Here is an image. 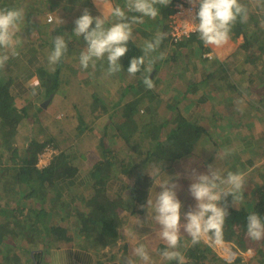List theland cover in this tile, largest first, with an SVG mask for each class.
I'll use <instances>...</instances> for the list:
<instances>
[{
  "label": "trees",
  "instance_id": "16d2710c",
  "mask_svg": "<svg viewBox=\"0 0 264 264\" xmlns=\"http://www.w3.org/2000/svg\"><path fill=\"white\" fill-rule=\"evenodd\" d=\"M243 1L246 2L245 0ZM1 2L2 7L0 9L19 7L18 0H1ZM179 2L180 0H171V3L167 7L158 6L159 15L155 19L144 17L143 23L145 24L142 23V26L143 28L145 26L153 28L152 32L150 31L148 33V38L150 40H152L158 32L166 33L167 36L161 45L172 44V46L178 45L181 48L188 47L190 53H192L194 47H197L200 49L198 57L204 59L206 56L202 54L204 49L203 42L199 39V35L196 31L190 32V34L182 40L174 41L172 39V27L170 26L168 16L175 12L174 5ZM263 4L264 3H261L259 8H262ZM75 16V18H79L81 15ZM195 20L197 21L196 17ZM260 20L264 21V15H258L256 11L249 10L247 22L240 23L238 21L234 25V28L235 34L241 33L243 36V42L240 44V47L245 51V60H247L253 68H259L260 72L264 74V64L262 66L258 65L261 53L264 51V41L259 39L260 34H258L259 31L262 30L260 27ZM62 21H64V19H62ZM25 23L27 24V21ZM30 23L34 25L30 26ZM35 24L37 25V23L29 21L27 25L31 28L34 27ZM134 27L136 26H133L134 39L128 44V53L120 60L122 68L119 72L123 74L124 80H127L126 88L138 87L137 91L140 95L127 99L124 103L121 102L123 106L119 110V124L114 123L111 127L115 128L113 136L123 141L124 148L129 150L130 156L134 157L136 159L135 161L133 158H130L125 162L126 160L122 157L124 154L119 151L120 148L115 150L107 146L108 141L106 140V136L102 134L97 137L98 140L96 144L99 149V158L90 162V165L87 164L80 169L75 162V157L86 158V150L82 146H79V142L82 139L81 134L91 131L92 127L89 126V122L84 120L77 105H74V114L78 126L76 128L77 131H73L74 141L53 154L46 165L42 167L37 165L38 154L44 149L47 143H54V136L51 134L47 135L45 138L38 135L29 136L26 142H23L21 146H17L16 140L13 139L17 133V128L22 116L28 117L26 113L27 110L25 109L26 106L24 104L22 106L18 105L15 102L18 93L20 94L24 91H28V89H25L26 87L24 85L26 80L36 77L39 83L38 86H35L38 87L36 92L39 94L43 93L46 96L49 93L60 94L65 97H63L65 100L67 99L66 94L68 92L72 93V89L69 88L68 92L65 90L61 92L60 90L64 83L70 80L71 73H76L74 70L65 73L62 59L52 70L48 67V59L46 57L39 61L36 60L38 55L41 54L39 50L48 46L49 43H51L49 47L50 50H53L52 41L54 39H49L52 35L55 37L58 36L59 33H63L68 44V49L75 44L78 38H83L76 36L72 29L69 33L68 31L65 32L66 30L61 32L58 26L54 32L51 31L49 34L41 36L39 39L35 40V43L29 40L24 46L25 49L28 50L27 54L17 51L19 57L11 56L7 62L8 64H12L9 65L11 67H7L6 70L5 67L0 69V192H2L0 198V215L2 216L0 219V229L3 231V229H10L11 227L7 236L0 233V254H4L0 258V260H2L0 264H22L23 258L26 259L27 264H32L31 261L33 257L31 256L30 248L37 243L39 234H46L47 241L51 234L55 235L58 240L69 239L68 236L65 237L66 230L56 225L57 221L56 223L51 222L53 218V208L51 206L45 208L44 204L47 198L45 194L48 188L52 189V191L62 190L66 193L68 198L74 193L69 192L72 186L75 187L79 185L77 182L74 184V179L76 180L77 177L82 175L83 171H86V177L83 176V179L81 178L79 182H86L89 186L93 187L94 192L90 201H94L96 209L100 214L97 217H93L79 210L77 212L79 219L78 224L81 226L79 233L88 237V231L84 226H88V223L94 224L98 222V224L101 225V229L100 235L96 237V242L102 243L111 231L115 232V226L119 218L116 212L119 208L122 209L125 205L127 207H134L136 204L138 207L144 205L148 192L147 189L153 180L150 173L146 172V169L152 168V165L155 163H162L160 170H170L172 169L171 164L174 161L185 157L193 151L197 140L202 135L203 128L190 123L179 113L174 114L168 119L157 112V108H154L153 104L150 103L153 100V95L150 94V92L148 93V90L145 91L148 86L145 80L147 79L149 82L152 81L145 71L146 61L141 71L138 72L134 78L128 74L127 68L130 59L143 55L142 47L135 41L137 36L134 34L136 31ZM66 28L67 30L69 29L68 27ZM145 32L146 31H144V33ZM68 34H70V36H68ZM252 40L256 41L260 47L255 48L253 42H251ZM189 50L182 54L174 52L168 53V56L162 61L168 62L170 66L178 65L180 59L182 57L185 58ZM187 59L184 63H186ZM21 61H23V64L26 66V72H23V69H21L15 74L13 67L16 64L19 65ZM34 61H38L39 65L38 67L35 65L33 69L32 66H34ZM96 62L102 63L104 68H108L106 58ZM158 67H160V65ZM32 70L36 72L34 73ZM76 74H74L75 79L77 76ZM92 74L94 73H85V76L83 74L81 78L78 77V83L75 80L77 83L76 85L89 88L90 82H88V78ZM105 95L90 91V109H99L100 111L108 113L110 116L111 105L113 103L111 99L107 100ZM92 100L94 101L92 102ZM166 103L172 105L170 102ZM37 108L41 111L43 110L42 106H38ZM67 112L63 114L66 115V118L64 117V121L66 122H68V120L70 121ZM36 122L37 120H35V124ZM164 130L166 131L164 132ZM40 131H42V129H40ZM56 147L58 148V146ZM120 153L121 155H119ZM112 182H116L117 184L118 197L108 196V191L105 189V187H108V184L110 186ZM71 184L74 185L71 186ZM66 185H68L67 188ZM255 194L257 199L252 206V210L248 211L244 208L228 209L229 215L223 227V241L230 242L232 246L240 252L254 248V255H252L254 259L264 262V241L255 242L246 236L247 215L251 212H255L264 218V187L257 188ZM75 196L77 195L74 194V197ZM31 197L34 198V202L40 204V207L29 203L28 199ZM80 198L84 199L85 197ZM136 208L137 207L133 208L131 211L135 212ZM64 218H66V215L62 216V219ZM7 219L9 222L6 225L5 220ZM60 219L61 217L58 218V221ZM39 229L42 230L39 231ZM6 237L12 239L9 240L6 239ZM21 240L28 242L29 247L24 249L20 246L19 241ZM9 241H11V243ZM250 245L253 247H250ZM200 246H202V243L194 245V247L189 250L190 255L195 257L196 261H185V264H199V259L202 257L204 259L206 258L205 254L207 250L210 249L206 247L207 245L205 248L204 246L200 248ZM240 258H242L241 255L232 262H223L225 264H236L238 260L240 261ZM174 264H176L175 261Z\"/></svg>",
  "mask_w": 264,
  "mask_h": 264
},
{
  "label": "rangeland",
  "instance_id": "374dc122",
  "mask_svg": "<svg viewBox=\"0 0 264 264\" xmlns=\"http://www.w3.org/2000/svg\"><path fill=\"white\" fill-rule=\"evenodd\" d=\"M240 0L242 4H245L249 10L256 11V14L258 15H264V4L262 8H259V5L261 3H264V0ZM181 5L185 8L188 4V0H180ZM99 7H97L96 3L94 0H18V5L19 7L17 8H23L25 10V19L20 25V30L16 34V40L18 41L16 45V51H20L21 53L27 54L28 50L25 49L26 43L31 40L34 41L39 39L41 36L49 34L51 31H55L57 27L59 26V30L61 32L69 31L72 29L74 31L75 28V15H82L84 10L87 9L89 14L92 15L93 17L96 16H103L107 20V24H105V27H109L113 22H115V18L111 15V10L112 8L119 6L121 8H124L125 11H127L125 5H126V0H98ZM180 4V3H179ZM178 4V5H179ZM176 5V4H175ZM174 5V6H175ZM2 7V2L0 0V8ZM175 6V12L169 14V23L170 26L173 27H179L181 24L185 23L186 21L189 20L190 13H187L185 9H178ZM178 9V10H177ZM48 15L51 16V19L49 20ZM129 15H133L132 13H129ZM139 15V14H136ZM259 17V16H258ZM30 18V20H29ZM64 19V21H62ZM75 19V20H73ZM35 22L34 27L29 28L30 26H33L34 24L30 23V26L27 25L25 22ZM261 24L260 27L262 28L261 31H259L258 34H260L259 39L264 41V21L260 20ZM197 23V21H194ZM143 23V22H142ZM142 23L136 24L134 28L135 30V36L136 43L140 46L143 47L144 43L146 41H150L148 38L149 32L153 30L152 27H144L142 26ZM61 24V25H59ZM145 24V23H143ZM262 25V26H261ZM68 27L69 29L67 30ZM143 29V30H142ZM172 29V28H171ZM144 31H146L144 33ZM60 35H64L63 33H59ZM58 34V35H59ZM70 36V34H68ZM54 35H52L49 39H54ZM241 37V38H240ZM65 38V37H64ZM70 38V37H69ZM82 39V41H81ZM74 40V39H73ZM76 41V40H74ZM243 42V36L240 34H235V28H232L231 32V39L228 42L226 46L227 50L231 49H236V48H241L240 44ZM253 46L256 48H259L260 46L256 41L252 40ZM53 44V41H52ZM50 45L51 43L48 44V46L44 47L43 49L39 50L41 54L38 55V58L36 60H41L43 58H47L49 54L51 53L50 50ZM204 45V44H203ZM205 46V45H204ZM75 47V48H73ZM86 44L83 40V38H78V40L75 42V44L68 49L66 55L62 58L63 60V69L65 73L67 71H75L77 73L76 79L74 74L71 73L70 80L67 83H64V85L60 88L61 92L65 90L68 92V88L72 89V93L68 92L67 99L64 100V96L59 95V97H56L57 94L53 95V93H49L47 96L42 94L37 93L36 89L38 87V79L36 77H33L32 79L26 80L24 82L25 89H28V91H24L22 93H18L15 98V102L18 105H25L26 106V113L28 117L22 116L20 119L18 128H17V133L14 136V140H16V145L21 146L23 142H26V140L29 138V136H40V137H46L47 135L51 134L54 136V143L46 144L44 149L38 154V166L42 167L46 165L50 158L52 157L53 154L57 153L61 148L65 147L66 145L71 144L74 141L73 137V131H77L76 128L77 126V120L75 118V114L73 111L74 105L78 107L79 111L82 113L84 120L86 122H89V126L92 127V130L89 132H83L81 134L82 139L79 142V146H82L86 150L85 157L87 158H81V157H75V162L77 166L81 169L82 167L86 166L87 164L90 165V162L95 161L97 158H99V149L97 148V140L98 136L104 134L106 136V140L108 141V145L110 148H113L115 150L121 151L124 155L122 156L127 162L130 158H133L135 161L136 159L132 156H130V152L128 149L124 148L123 141L121 139H118L113 136L114 129L111 126L114 125V123L119 124L120 121V116H119V110L123 106L121 105L124 103L127 99H131L133 97H136L140 95V93L137 91V88H126V81L123 78V74L120 72H117L113 75H105L104 77L107 78L108 80V87H102V89H98L97 94L100 95H105L107 97L106 99H111L112 105H111V114L110 116L107 115V113H99V109L91 110L90 109V91H87L86 87L82 85H76L78 83V77L80 74L85 73H91L93 72L89 78L93 79L94 77L100 76V74L104 71V66H102V63L96 62L95 67H92L91 65L89 66L88 69H82L81 65L79 63V57L81 52L85 49ZM188 48V47H187ZM184 47H180L178 45L172 46L169 44H163L160 45L159 49L157 52L152 53L149 57L145 58L146 65H145V71L149 75V78L152 79L150 81V84L148 83L147 88L145 89L148 90L147 92L153 95V100L150 102L153 104L154 108H157V112L161 113L164 115V117L171 118L173 115L171 113V107L166 103V98H168L169 93H173L175 91V88H173L171 92V87L169 85L175 84L176 82V77L178 74L183 73V75L186 73L183 71V61L182 58L180 59V63L178 65H173L170 66V64L166 61H162L163 59H159L158 57L160 56L161 53H163L164 57L166 58L168 56V53H179L182 51H186ZM179 49V50H178ZM196 49V48H195ZM217 51H224L223 47L216 48ZM242 49V48H241ZM189 50V48H188ZM197 52H200V49H196ZM196 52V51H195ZM196 52V53H197ZM211 52L213 53L212 49L206 50L205 56L209 57L211 55ZM22 54V55H24ZM192 55L194 54L193 51L191 53ZM11 57V56H10ZM19 57V55H18ZM164 58V59H165ZM197 60V59H196ZM25 61V60H24ZM35 62V65L38 67L39 62ZM149 61V62H147ZM24 62L21 61L18 64L14 65L13 69L15 74L19 72V70L23 69V72H26V66L23 64ZM159 63V64H158ZM264 64V51L261 53V58L258 63L259 66H262ZM9 65L12 64H6L5 70L7 67H11ZM157 65L163 67V71H160V73L156 74V78H159L160 74V79L161 81L156 84V86H153V79H154V74ZM30 67V66H29ZM49 69H54L55 66H50L48 64ZM11 72V71H10ZM12 73V72H11ZM23 76V75H22ZM88 78V79H89ZM181 79V78H180ZM77 81V83L75 82ZM73 85V86H72ZM33 86V87H32ZM61 86V85H60ZM59 86V87H60ZM75 86V87H74ZM88 86V85H87ZM31 88V89H30ZM76 88V89H75ZM105 88V90H103ZM126 91V92H125ZM123 93V94H122ZM52 94L51 99L46 102V99L49 97V95ZM69 94V95H68ZM39 95V96H38ZM64 97V98H63ZM121 99V100H120ZM67 101V102H66ZM94 100H92L93 102ZM46 103V104H44ZM42 106L43 110H39L37 107ZM30 107V109H29ZM69 111V112H67ZM176 111V110H175ZM173 111V112H175ZM66 112L69 114L68 122L64 121L66 118V115H63ZM35 113V116H34ZM176 114V112H175ZM65 117V118H64ZM35 120H37L35 124ZM42 129V131H40ZM39 129V130H38ZM166 130H164L165 132ZM114 137V138H113ZM112 138V139H111ZM58 146V148L56 146ZM121 155V153L119 154ZM195 156L193 155V163L188 159V162L185 161L184 157L174 161L171 164L170 170L164 169L160 170L159 176L155 175L154 169L159 168L162 165L160 164H154L152 165V168L146 169L148 173H150V176L153 178L151 184L148 187V192H147V197L146 201L144 204H146L147 199L149 198V195L154 198L155 192L161 191L159 187H156L157 184L161 179H166L167 176L171 177L173 179V182L178 185L177 188V195L178 194H183L185 191L188 192V185L191 180H189L190 176L192 175L193 172V167L194 164H197V162H194ZM196 161H198L196 159ZM151 166V165H150ZM167 176H166V175ZM83 176L86 177V171L82 172V175L77 177V179L74 181L79 183L77 186H72V188L67 191L74 192L77 196H75L73 199H69L71 197L67 198V195L64 191H52V189L48 188L47 193L45 194L46 200H45V208L51 206L52 212H53V218H52V223L59 222L58 218L60 217L59 215L63 216L66 215V218L64 219V225L67 227L65 230V237L68 236L69 239L73 238H81L79 234H75L76 227H78L79 219L77 216V212H75L73 209H78L81 205H84V202H87L88 200L91 199V196L93 195V187L89 186V184L82 182L81 178L83 179ZM115 183H111V185L108 187H105L108 191V196L112 197H118L117 195V186ZM68 185H66L67 188ZM66 191V190H65ZM2 196V192H0V198ZM33 197V196H32ZM28 199L29 203L31 205H36L37 207H40L39 203L34 202V198ZM80 197H85L84 199H81ZM123 198V197H122ZM19 203V202H18ZM75 207V208H74ZM126 205L122 209H119V218L118 221H122V226L125 225V219L127 217L131 218L132 216L139 214L140 212L142 213L143 210L138 205L136 204L134 207L128 206V209L126 210ZM136 208L135 212H132L131 210L133 208ZM147 210V209H146ZM145 210V211H146ZM55 216V217H54ZM2 216L0 215V219ZM76 220V221H75ZM6 225L9 222V220H5ZM63 223V222H61ZM61 223L57 225H61ZM5 224V223H4ZM95 224V223H94ZM75 225V226H74ZM93 225V224H91ZM10 226V225H9ZM74 227V228H73ZM88 227V226H87ZM10 229H0V233L4 236H7V233L9 232ZM42 229H39L41 231ZM47 235L46 234H39L38 235V241L36 244L33 245V247L30 249L31 251V256H36L37 254H45L46 252L50 251L51 249L57 247L61 240L56 239L55 235H50L48 238V241L46 239ZM6 239H9V237H6ZM10 238L9 240H11ZM187 239L185 237H181V247L179 248V251L182 252V254L185 257V261H196L195 257L190 255L189 247L192 243L186 242ZM19 243H23V241H19ZM204 243V245L200 246L202 248L204 246L209 247L210 250H207L206 252V258L204 259L203 257L198 260L199 264H205L206 262L211 264V262H216V259L221 258L220 252L218 251L219 245H217L213 239H210L208 236H205L204 238L201 239V241L198 243ZM230 243V242H229ZM228 242L224 241V247L227 246ZM231 244V243H230ZM193 245V244H192ZM25 247H27V244L25 243ZM250 247H253L250 245ZM193 247H191L192 249ZM220 249V248H219ZM222 250V246H221ZM253 250V248L251 249ZM25 254V253H24ZM243 259H247V257H251L250 252H243ZM4 254H0V258ZM221 260L228 262L224 259L221 258ZM235 260V259H234ZM233 260V261H234ZM211 261V262H210ZM222 261V262H223ZM241 261V260H240ZM2 260H0V263ZM232 262V261H230ZM243 264L242 262H240ZM224 264V263H222Z\"/></svg>",
  "mask_w": 264,
  "mask_h": 264
},
{
  "label": "crops",
  "instance_id": "0c3cea01",
  "mask_svg": "<svg viewBox=\"0 0 264 264\" xmlns=\"http://www.w3.org/2000/svg\"><path fill=\"white\" fill-rule=\"evenodd\" d=\"M195 48L199 49L194 47L193 55L190 50L185 55V58H188L186 63H184L186 59L182 57L183 71L186 73L175 76V84L169 85L171 92L173 88L175 91L169 93L168 98H166V101L172 104H169L172 106V115L175 112L179 113L190 123L203 128L202 135L197 140L193 151L184 159L186 162L190 159L189 162L193 163L194 155V162L197 164H194L193 170L198 173L207 172L208 165L219 168L222 174H226L228 171L243 172L246 185L242 201L237 206L233 205L232 197L229 195L226 204L228 209L244 208L250 211L257 199L256 189L264 187V74L260 72L259 68H253L245 60V51L241 48L227 50L226 46H223L224 51H217L213 46L203 45V56H205L206 50H213V53L211 52V55L204 59L198 57L199 52ZM185 50L188 52V48ZM32 67L34 69V66ZM106 70L104 68L100 76L88 79L90 82L89 88H86L88 91L95 92L102 87H108V80L104 77L107 75ZM154 71L153 86H156L162 79H160V74L159 78H156V74L163 71V67L157 66ZM32 72L35 73L36 71L32 70ZM82 75L80 74L79 77L81 78ZM56 97L59 95L57 94ZM241 97L245 101L243 112L237 111L234 103L237 98ZM73 111L75 110L73 109ZM107 115L109 116L108 113ZM226 148L232 149L233 154L220 159L219 157ZM190 184L191 182L188 183V185ZM187 190L188 192L185 191L183 194L177 195L183 205L182 214L193 209L196 203L190 195L189 187ZM74 194L70 196L71 199L74 198ZM84 203L78 209L73 210L86 212L93 217L100 214L94 201L88 200ZM119 209L116 212L118 217H120ZM127 209L128 207H126ZM145 210L131 218L127 217L123 226L122 221L117 222L115 232L111 231L102 243L96 242V237L100 235L101 229L98 222L93 225L88 223V227L84 226L88 231V237L79 233L81 226L78 225L75 228L77 229L75 234L78 233L81 238L73 236L68 240L61 239L57 247L45 254L39 253L32 256L31 262L32 264H122V257L130 256L133 247L144 244L147 246L154 264H174V261H165L160 257L159 252L165 250L166 244L158 237V226L154 222L147 223V210ZM59 216L61 219L57 224L63 222L59 227L66 229L65 218L62 219V216ZM137 217L144 222V227L134 225L137 223ZM129 226L133 227L137 233L135 237L125 235ZM181 237H185L191 243L190 237L186 234L182 233ZM22 241L20 246L26 249V243L29 247L28 242ZM9 242L11 243V241ZM190 246L194 247L192 244ZM244 252H250L252 256L254 255V248ZM240 260L236 264H241L240 262L243 264H264L262 261H256L254 256L247 257V259L242 257ZM22 261V264H27L25 258ZM222 261L218 258L216 262H211V264H222L224 263Z\"/></svg>",
  "mask_w": 264,
  "mask_h": 264
},
{
  "label": "clouds",
  "instance_id": "9594fccd",
  "mask_svg": "<svg viewBox=\"0 0 264 264\" xmlns=\"http://www.w3.org/2000/svg\"><path fill=\"white\" fill-rule=\"evenodd\" d=\"M94 2L99 7L98 0ZM189 2L193 7L198 4L196 13L198 22L195 23L194 30L205 46L220 48L227 45L234 25L238 21L246 23L249 17L248 7L240 0H189ZM170 3L171 0H126L127 11L119 6L112 8L111 15L115 18V22L109 27H105L106 19L103 14L93 17L85 9L75 20L73 31L76 36L83 37L86 44L79 57L81 68L86 70L90 65L95 67L96 61L106 58L107 75L121 71L120 60L128 53V44L134 39L133 26L142 23L144 17L155 19L159 15L158 6L167 7ZM25 15L23 8L0 9V69L6 66L10 56L19 55L16 51L18 43L16 34ZM166 36V33L158 32L152 40L144 43L143 55L130 59L127 68L129 76L134 78L141 71L145 58L157 52ZM67 50L68 44L64 36H55L53 50L47 57L48 64L50 66L58 64ZM158 58L165 57L161 53ZM145 82L150 84L147 79ZM234 103L237 111H244L245 101L242 97L237 98ZM232 154L233 150L226 148L219 158L224 159ZM154 173L159 176L160 169H154ZM189 178L191 180L189 192L196 202L193 209L182 214L183 205L177 196L178 185L169 176L161 179L157 184L156 187L161 191L155 192L154 198L149 195L146 204L140 206L141 209H147V223L154 222L158 226V237L166 244L165 250L159 252L160 257L165 261H175L176 264H185V257L179 251L182 233L190 237L193 245L198 244L205 236L216 243H222L223 227L229 215L227 197L231 195L232 204L237 206L243 199L246 185L243 172L228 171L222 174L221 170L213 165H208L205 173L193 170ZM246 220V236L255 242L264 241V218L251 212ZM134 225L145 226L139 217ZM125 235L135 237L137 233L129 226ZM138 262L154 264L144 244L136 245L131 249L130 256L122 257V264H138Z\"/></svg>",
  "mask_w": 264,
  "mask_h": 264
},
{
  "label": "built area",
  "instance_id": "2783aa9c",
  "mask_svg": "<svg viewBox=\"0 0 264 264\" xmlns=\"http://www.w3.org/2000/svg\"><path fill=\"white\" fill-rule=\"evenodd\" d=\"M179 3H178L179 5L178 4L175 5V6H177L176 8H178L180 10L185 9L187 13H190L189 14L190 17H189L188 21L181 24L179 27H175V26L173 27V25H172L171 35H172V39L174 41L182 40L184 37L188 36L190 34V32L195 31L194 30L195 29V22L194 21H196L195 17H196V13L198 11V4L195 7H193V5L189 2V0H188L187 6H185V8L183 7V5H181V2H179ZM48 18L50 20L51 16L48 15ZM216 244L219 245L220 243H216ZM221 246H222V250H221ZM218 251L220 252L219 254H220L221 258L228 261V262L233 261L234 259H236L240 255H243L242 254L243 252H240L239 250L235 249L232 246V244H230L229 242H228L227 246L224 247V241H222V243L219 245Z\"/></svg>",
  "mask_w": 264,
  "mask_h": 264
},
{
  "label": "water",
  "instance_id": "95a60500",
  "mask_svg": "<svg viewBox=\"0 0 264 264\" xmlns=\"http://www.w3.org/2000/svg\"><path fill=\"white\" fill-rule=\"evenodd\" d=\"M51 97H52V94L49 95V97L46 99V102H48L51 99ZM44 104H46V103H44Z\"/></svg>",
  "mask_w": 264,
  "mask_h": 264
}]
</instances>
